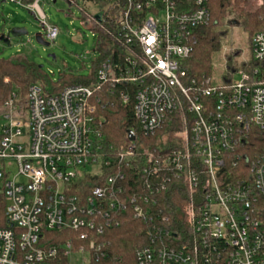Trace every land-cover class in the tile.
I'll return each mask as SVG.
<instances>
[{
	"label": "built area",
	"instance_id": "built-area-1",
	"mask_svg": "<svg viewBox=\"0 0 264 264\" xmlns=\"http://www.w3.org/2000/svg\"><path fill=\"white\" fill-rule=\"evenodd\" d=\"M41 1L58 2L3 0L30 11L44 29L43 40L55 42L59 29L47 24ZM64 1L81 11L89 28L94 23L115 37L118 49L101 64L94 85L49 94L34 84L25 111L12 99L6 103L0 205L8 227H0V264H51L60 252L68 260L87 257L86 264L105 257L106 243L98 237L113 225L114 214L128 210L129 175L120 167L132 160L138 174L159 179L151 191L175 181L187 197L182 214L152 215L160 221L155 218L150 245L138 249L137 264H264V144L262 153L241 152L252 129L264 134V31L253 37L249 72L233 70L222 83L188 81L184 61L193 52L194 30L210 22L208 0ZM114 18L110 31L105 24ZM92 32L97 38L99 32ZM105 85L125 104L134 95L146 136L184 108L176 147L139 150L130 131L135 139L128 133L108 154L96 118ZM105 168L114 171L101 185L84 197L76 193ZM144 200L131 198L136 219L146 216L138 203ZM65 229L74 236L44 246V230Z\"/></svg>",
	"mask_w": 264,
	"mask_h": 264
},
{
	"label": "trees",
	"instance_id": "trees-1",
	"mask_svg": "<svg viewBox=\"0 0 264 264\" xmlns=\"http://www.w3.org/2000/svg\"><path fill=\"white\" fill-rule=\"evenodd\" d=\"M249 0H208L210 12V22L206 26L198 27L194 30L192 37L193 52L184 61V69L187 72L186 80H211L214 83L215 56L222 51L224 39L227 36V27H241L247 35L250 48L253 37L264 31V0L255 11L248 9ZM4 2L0 0V15L3 13ZM101 3V7H104ZM112 16L117 14L112 11ZM115 19L107 22L105 26L110 31L115 30ZM232 21L236 22L232 25ZM91 31L99 32L95 38V52L98 58L92 64V71L89 74H74L72 71L62 72L59 79L55 81L52 76L45 72L44 68L29 61L25 56H18L10 59L0 57V120L7 111L6 103L12 99L23 111L28 108L29 90L34 84L45 89L49 94L58 93L71 85L91 86L97 82V74L101 64L110 56V53L118 49L115 37L108 34L107 30H100L92 23ZM229 61L234 64V59L241 57L240 48H230ZM237 65V64H236ZM229 67V72L237 70L234 65ZM254 63L252 56L250 61L243 62L240 70L249 72ZM227 77H231V75ZM99 103H97L96 118L99 121V130L102 134V142L108 154L117 150L124 142L130 131H135L139 150L153 148L176 147L178 134L182 128V118L185 113L184 108L179 109L171 115L164 126L153 135L146 136L141 130L135 117V97L132 94L129 103L125 104L119 92L111 91L109 85H105L98 92ZM248 144L241 150L243 154L262 153L264 144V134L257 129L250 132ZM128 173L129 177L124 184L126 187L128 210L125 213L114 214L113 225L105 228L98 240L106 243L103 250L105 257L89 264H137V251L141 247L150 245V230L155 218L162 215L182 214V210L187 205V197L184 189H178L175 181L167 184L160 193L151 191L149 185L155 188L158 180L152 173L138 174L136 161L132 160L128 164L120 167ZM114 169H104L101 178L89 177L83 182L85 189L79 193L82 197L102 184L105 176L110 175ZM234 172V171H233ZM135 195L143 196L144 201L138 203L143 208L146 216L136 219L133 213L131 198ZM126 198V197H125ZM148 201V202H146ZM152 215L153 217L151 220ZM161 218V217H160ZM159 218V219H160ZM160 221L158 218H156ZM0 227H8L7 221L3 219V205H0ZM74 236V232L68 229L61 231L44 230L42 240L44 246L61 245ZM51 264H70L69 260L60 252L52 260Z\"/></svg>",
	"mask_w": 264,
	"mask_h": 264
},
{
	"label": "rangeland",
	"instance_id": "rangeland-1",
	"mask_svg": "<svg viewBox=\"0 0 264 264\" xmlns=\"http://www.w3.org/2000/svg\"><path fill=\"white\" fill-rule=\"evenodd\" d=\"M262 4V0H249L248 9L255 11ZM41 7L46 15L48 25L56 26L59 35L55 42H48L49 46H43L36 40L37 34L44 32L39 20L28 10L11 3H4L0 15V34H7L11 29L23 28L28 35L23 37H11L10 45L0 41V57L10 59L25 56L30 62L44 68L52 78L57 81L62 72L72 71L74 74H89L92 64L98 58L95 52V36L83 20V15L77 7H70L64 0H58L56 4L41 1ZM96 12L97 8H91ZM232 25L236 22L232 21ZM222 51L215 56L214 81L222 83L227 77L229 67L234 65L241 71L240 65L250 61L251 48L247 35L241 27H227ZM230 48H240L241 57L234 59V64L229 61ZM55 55L56 59L49 56ZM237 64V65H236ZM231 75V74H230ZM235 80L241 78L236 75ZM87 257L73 254L69 257L70 264H86Z\"/></svg>",
	"mask_w": 264,
	"mask_h": 264
},
{
	"label": "water",
	"instance_id": "water-1",
	"mask_svg": "<svg viewBox=\"0 0 264 264\" xmlns=\"http://www.w3.org/2000/svg\"><path fill=\"white\" fill-rule=\"evenodd\" d=\"M102 17H103V13H100L98 15H96V20L98 22H101L102 21ZM28 35V31L26 29H23V28H16V29H11L7 34H2L0 36V41L4 42L5 44L7 45H10V38L11 37H23V36H26ZM36 40L39 44L43 45V46H49L50 44L45 42L42 38V34H37L36 36ZM50 58L52 59H56V56L55 55H50L49 56ZM129 138L131 140H134L135 139V134L133 132H129Z\"/></svg>",
	"mask_w": 264,
	"mask_h": 264
}]
</instances>
